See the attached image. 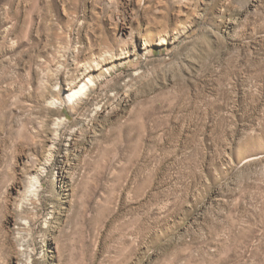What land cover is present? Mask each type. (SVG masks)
I'll list each match as a JSON object with an SVG mask.
<instances>
[{"label":"rangeland","instance_id":"obj_1","mask_svg":"<svg viewBox=\"0 0 264 264\" xmlns=\"http://www.w3.org/2000/svg\"><path fill=\"white\" fill-rule=\"evenodd\" d=\"M0 264H264V0H0Z\"/></svg>","mask_w":264,"mask_h":264},{"label":"bare ground","instance_id":"obj_2","mask_svg":"<svg viewBox=\"0 0 264 264\" xmlns=\"http://www.w3.org/2000/svg\"><path fill=\"white\" fill-rule=\"evenodd\" d=\"M84 79H87V82H91L89 77L86 78V74L84 75L83 79L77 83L74 89L66 88L62 91V101L66 104H72L75 98L77 99L78 96H83L88 91V84L85 82ZM78 88V89H77ZM76 89V90H75Z\"/></svg>","mask_w":264,"mask_h":264}]
</instances>
